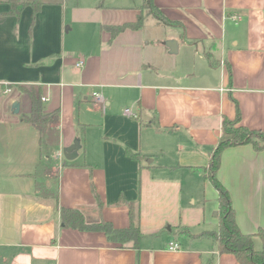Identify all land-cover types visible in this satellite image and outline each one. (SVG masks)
<instances>
[{
  "label": "crops",
  "instance_id": "0c3cea01",
  "mask_svg": "<svg viewBox=\"0 0 264 264\" xmlns=\"http://www.w3.org/2000/svg\"><path fill=\"white\" fill-rule=\"evenodd\" d=\"M42 2L35 17L30 6L11 15L10 0H0V85L34 89L47 98L46 112L60 110V143L51 162L59 196L43 198L36 191L37 183L52 189L55 183L40 172L48 163L41 135L23 122L32 129L16 131L31 136L20 160L0 153V172L5 163L13 177L12 190H0V264H240L211 239L190 237L219 230V193L194 168L208 167L223 118H236V104L241 124L264 133V0H155L181 25L148 18L140 30L116 37L103 26L135 22L142 6L102 11L98 19L79 22L75 32L63 6ZM168 40L177 42V53ZM19 102L15 120L31 112L29 97ZM126 109L137 117L126 116ZM76 140L77 158L55 162ZM217 176L241 231L264 228V150H225ZM137 200L138 248L61 223L64 207L128 228L127 203ZM173 242L178 251L170 250Z\"/></svg>",
  "mask_w": 264,
  "mask_h": 264
},
{
  "label": "trees",
  "instance_id": "16d2710c",
  "mask_svg": "<svg viewBox=\"0 0 264 264\" xmlns=\"http://www.w3.org/2000/svg\"><path fill=\"white\" fill-rule=\"evenodd\" d=\"M11 15L20 16L23 7L30 6L34 16L40 13L43 6L42 0H10ZM140 13L137 20L133 23L122 25L103 26V29L116 37L127 29L140 30L146 24L148 18L152 17L157 24L167 27H177L181 24L168 18L156 5L155 0H143V5L139 9ZM209 64L216 67L218 63L214 57L208 53L206 55ZM229 76L232 80V70L229 67ZM3 88H20L21 92L27 95L31 101V112L29 115L22 116V122L32 125L41 134V157L51 161L53 152L60 143V110L46 112L42 95L34 89L13 84H2ZM237 116L235 119L223 118L222 135L219 143L211 154L208 167L194 168L200 171L219 193V208L214 213L219 221V230L206 232L199 235H190L193 239L209 238L217 246L221 254H232L240 264H264V228H259L253 234H245L238 226L236 212L229 191L218 178L221 167V158L225 150L234 147L251 145L257 152L264 150V133L251 130L241 124V113L238 104ZM132 158L139 159L140 155L127 151ZM44 175L52 177L51 165H45ZM58 176H56L55 188H47L42 183L36 184L37 193L43 198H53L58 200ZM99 207H102L100 198L96 196ZM140 201L128 202L130 209V225L128 228L116 229L110 222L102 219L89 222L85 214L78 209L60 207L61 223L63 227L79 230L81 232H102L108 240L122 246L130 245L138 248L142 239L140 229ZM189 233V232H188ZM257 240L261 242V249H256Z\"/></svg>",
  "mask_w": 264,
  "mask_h": 264
},
{
  "label": "rangeland",
  "instance_id": "374dc122",
  "mask_svg": "<svg viewBox=\"0 0 264 264\" xmlns=\"http://www.w3.org/2000/svg\"><path fill=\"white\" fill-rule=\"evenodd\" d=\"M48 2L49 4H58L63 6V8L68 12V27L71 24L74 25L75 32L78 30L79 22L83 21H93L98 19L100 13L102 11L108 12H120L122 10L135 9L137 7L142 6L143 0H43ZM102 5V6H101ZM148 22H154V19L150 17ZM27 95L23 94L20 88L13 87L3 88L0 85V153H2V157L4 159L9 158L12 160H20L18 159L23 154V144L26 138L29 140L31 136L28 134L18 133L16 131H22L27 127L21 119H13L18 117L19 115H15L12 111V107L10 106V102L12 99L15 101H21L23 99L27 100ZM29 115V114H28ZM23 116V115H22ZM34 131L36 136L41 135L38 131ZM37 132V133H35ZM33 134V133H32ZM65 158V157H64ZM55 160V159H54ZM51 161L46 163L43 161V165L40 167V172L44 174L45 164L51 165L52 167V177H50L54 182H56V176H58V170L53 168ZM56 162V161H55ZM4 166V170L0 172V190L9 191L12 190L11 183L13 177L8 173L7 176V167H5V163L2 164ZM13 184V183H12ZM261 242L257 240L256 249H261Z\"/></svg>",
  "mask_w": 264,
  "mask_h": 264
},
{
  "label": "water",
  "instance_id": "95a60500",
  "mask_svg": "<svg viewBox=\"0 0 264 264\" xmlns=\"http://www.w3.org/2000/svg\"><path fill=\"white\" fill-rule=\"evenodd\" d=\"M166 45L168 46V48L170 49V52L173 53H177V42L174 40H168L166 42ZM12 111L15 115H19L21 112V103L19 101H14L12 104ZM80 148V143L79 140H76L74 142V144L70 147H67L63 150V154L66 160L68 161H73L77 158V150ZM89 222H93L92 220L90 221L88 219Z\"/></svg>",
  "mask_w": 264,
  "mask_h": 264
},
{
  "label": "built area",
  "instance_id": "2783aa9c",
  "mask_svg": "<svg viewBox=\"0 0 264 264\" xmlns=\"http://www.w3.org/2000/svg\"><path fill=\"white\" fill-rule=\"evenodd\" d=\"M232 18H233V20H239L240 19L239 16H233ZM83 65H84V61H81L77 64L78 67H82ZM94 98L98 103L102 104L104 102V99H103L102 95H100V94H94ZM42 101L43 102L47 101V98L42 97ZM125 115L129 116V117H132V116L137 117L134 115V113L130 109L125 110ZM63 158H64L63 153H57L54 157L55 161H57V162H60ZM179 249H180V247L178 244H176L175 242L171 243V245H170L171 251H178Z\"/></svg>",
  "mask_w": 264,
  "mask_h": 264
}]
</instances>
